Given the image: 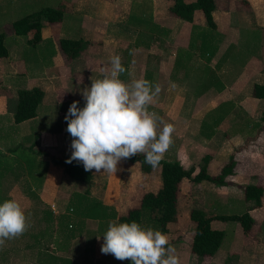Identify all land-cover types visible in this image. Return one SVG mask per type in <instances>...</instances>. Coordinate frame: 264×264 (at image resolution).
<instances>
[{
	"label": "crops",
	"instance_id": "obj_1",
	"mask_svg": "<svg viewBox=\"0 0 264 264\" xmlns=\"http://www.w3.org/2000/svg\"><path fill=\"white\" fill-rule=\"evenodd\" d=\"M34 2L0 0V32L7 50L0 57V150L10 156L20 147L43 166L37 182L25 177L30 173L25 171L0 181V203L19 201L30 224L0 248V264H132L101 252L103 234L110 222L122 223L117 218L139 206L143 193L160 188L159 166L142 170L126 159L115 175L93 169L90 181L83 183L51 160L72 151L64 119L68 108L73 101L84 107L82 90L91 86V79L103 78L114 55L127 70L119 77L124 82L146 79L161 85L149 111L175 129L163 160L177 161L192 176L204 167L211 177L231 162L222 185L180 180L175 218L162 232L179 264H240L246 252L251 260L264 241V98L251 95L253 84H264V0H245L248 6L238 10L230 0L222 5L214 0L213 28L206 26L201 11L202 20L171 16L172 0H54L47 7L59 17L41 19L39 40L32 45V31L15 34L10 23L46 7L11 17L20 3L33 8ZM59 39L80 40L77 55L66 58ZM202 41H209L207 52L200 50ZM33 87L43 93L35 115L14 122L17 91ZM245 184L262 186L258 206L244 200ZM224 207L247 211L252 227L243 232L235 220H211L210 227L223 232L220 245L211 257H196L190 252L194 222L189 211L242 213H219ZM140 225L151 228L144 219Z\"/></svg>",
	"mask_w": 264,
	"mask_h": 264
},
{
	"label": "clouds",
	"instance_id": "obj_2",
	"mask_svg": "<svg viewBox=\"0 0 264 264\" xmlns=\"http://www.w3.org/2000/svg\"><path fill=\"white\" fill-rule=\"evenodd\" d=\"M110 67L102 79H91L82 90L83 108L73 101L65 115L66 131L73 138L66 163H82L84 170L96 173L117 172L118 163L143 155L152 168L160 165L173 144L174 126L164 123L149 107L158 98L161 85L146 79L126 83L119 77L127 70L121 57H110ZM172 84L171 88L175 89ZM163 125L160 127V125ZM30 227L25 208L16 199L0 203V248L19 238ZM100 239V236H97ZM101 252L132 264H179L175 249L166 234L143 228L139 223H109L103 234Z\"/></svg>",
	"mask_w": 264,
	"mask_h": 264
},
{
	"label": "trees",
	"instance_id": "obj_3",
	"mask_svg": "<svg viewBox=\"0 0 264 264\" xmlns=\"http://www.w3.org/2000/svg\"><path fill=\"white\" fill-rule=\"evenodd\" d=\"M215 8L214 0H193L184 2L183 0H172L168 7V11L175 17L191 21L194 10H200L206 26L213 28L212 12ZM59 17V13L48 7H43L37 11L25 14L10 23V28L15 34L24 35L28 31H32L29 43L34 45L39 40V29L41 19H47L52 22ZM4 34L0 32V57L7 55V50L3 43ZM59 48L66 58H73L77 55L81 41L77 39H59ZM42 91L33 87L30 89H20L17 91V101L13 110L14 122H20L33 117L36 113L37 105L42 98ZM251 95L255 98H264V84H253ZM71 155L69 152L64 157L51 156V160L58 164L63 172L71 179L88 183L91 179V171H85L83 164L73 161L71 164L66 163V159ZM129 160H135L139 163L142 170H148L149 165L145 163L143 155H135ZM231 162H228L220 169V173L211 177L205 172L204 167H200L195 175H191L190 169L183 168L177 161L160 162V178L161 186L155 192H145L140 198L139 206L130 209L125 216L117 218L119 222L135 221L140 224L142 219L146 220L151 229L164 231L167 222L174 220L176 213V195L178 185L182 178L198 182L207 180L222 185L223 178L231 171ZM241 191L245 201H252V206L256 207L260 204L262 195V186L259 184H245L241 186ZM93 215L90 214V216ZM189 218L194 222L193 234L190 244V252L198 258L211 257L218 249L223 232L213 229L209 223L213 219L217 220H235L239 223L243 232H247L253 225V219L247 211L240 214H215L212 216L198 208H192L189 211ZM153 226V227H152Z\"/></svg>",
	"mask_w": 264,
	"mask_h": 264
},
{
	"label": "rangeland",
	"instance_id": "obj_4",
	"mask_svg": "<svg viewBox=\"0 0 264 264\" xmlns=\"http://www.w3.org/2000/svg\"><path fill=\"white\" fill-rule=\"evenodd\" d=\"M21 0H19L20 2ZM188 1V0H185ZM218 4L222 5L223 4V0H217ZM230 2L232 3H227L225 4L224 2V6H227L228 4L235 10L238 9H245V7L248 6V3L245 2V0H230ZM52 3H54V0H36V2L33 3V8L29 7V5H25V4H21L20 3V7H17V11H14V13L12 14V18H16L19 17L20 15H23L24 13H26L27 11H30L31 9H35V8H39L42 6H51ZM35 7V8H34ZM169 13V12H168ZM171 16H173L170 13ZM140 17H143L140 15ZM193 21L199 19L202 20V16L200 13V10H195L193 12V17H192ZM191 19V20H192ZM1 31H3L2 29H0ZM245 33V32H244ZM244 33L241 34V37L243 38V36L245 37ZM247 35V34H246ZM248 36V35H247ZM194 39V38H193ZM137 45V41L135 43ZM209 41H202V43L200 44V50L203 52H207L208 48H209ZM3 152H1L0 150V181L4 180L5 177H15L16 175H18L20 173V171H25V172H30V173H25L24 176L31 178L32 181L37 182L40 180L41 178V172L43 166H41L42 164H38L34 155H31L28 151L18 147L16 148V150L14 152L10 153V156H5L4 154H2ZM135 162V160H133ZM137 162V161H136ZM32 172H35L34 174ZM242 212V210L238 207L236 208H227L224 207L220 210L219 213H240ZM248 253H244L243 255L241 254V256L245 257V260L242 261V258H240L239 262L240 264H264V241L262 242V246H260L256 252L253 254V257L251 260H249L247 258Z\"/></svg>",
	"mask_w": 264,
	"mask_h": 264
}]
</instances>
